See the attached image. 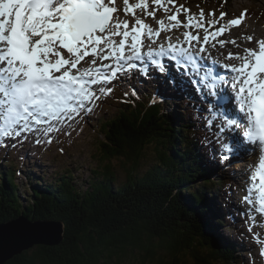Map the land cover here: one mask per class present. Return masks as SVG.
I'll return each mask as SVG.
<instances>
[{"label":"snow or ice","instance_id":"snow-or-ice-1","mask_svg":"<svg viewBox=\"0 0 264 264\" xmlns=\"http://www.w3.org/2000/svg\"><path fill=\"white\" fill-rule=\"evenodd\" d=\"M123 5L125 16L133 17L131 26L118 17L116 0H0V145L15 141L9 146L22 147L30 135L35 144H50L61 125L111 94L105 85L118 74L135 70L150 79L154 70L173 86L180 78L181 87L195 88L201 103L193 107L207 132L202 143L221 163L242 152L258 153L242 198L253 206L243 214L264 215V38L243 54L227 53L228 60L240 63L222 66L231 73L226 78L219 61L210 64L202 54L210 42L240 26L244 13L227 20L223 11L219 17L203 9L194 14L176 0H123ZM160 9L166 20L157 19ZM181 28L183 40L173 43L166 36V45L151 46L162 32ZM218 42L236 44L235 39ZM86 57L92 58L82 67ZM259 255L264 257V247Z\"/></svg>","mask_w":264,"mask_h":264},{"label":"trees","instance_id":"trees-1","mask_svg":"<svg viewBox=\"0 0 264 264\" xmlns=\"http://www.w3.org/2000/svg\"><path fill=\"white\" fill-rule=\"evenodd\" d=\"M194 1L227 6L234 0ZM255 13L264 23V4L245 15ZM146 95L147 105L138 108L142 104L136 102L135 108L129 90L117 111L101 120L97 127L102 135L98 151L106 168L100 176H95L97 172L90 177L94 181L85 190L76 186L66 167L64 176L51 183L43 179L39 184L30 177L26 206L17 196L15 170L9 167L1 171L0 178L6 182H0V222L21 214L32 220L53 218L65 223L59 244L35 245L5 264H120L128 258L138 264H184L188 255L195 264H243L240 231L236 239L219 234L216 240L210 234L214 218L224 227L234 222L231 210H223L225 191L231 193L229 185L224 184L225 176L224 182L211 185L215 192L208 191L207 186L194 189L191 185L208 171L199 160L195 165L190 158L194 149L200 150L196 154L199 157L200 147L208 148L202 143L206 130L197 123L202 122L196 118L197 112L188 117L179 109L165 111L169 102L161 108L157 97ZM184 105L190 107L187 102ZM179 134L183 135L176 136ZM151 145L164 150L152 169L146 168L136 179L116 182L109 165L112 162L106 160H120L127 169L126 161L140 163ZM205 191L213 195L202 200Z\"/></svg>","mask_w":264,"mask_h":264},{"label":"rangeland","instance_id":"rangeland-1","mask_svg":"<svg viewBox=\"0 0 264 264\" xmlns=\"http://www.w3.org/2000/svg\"><path fill=\"white\" fill-rule=\"evenodd\" d=\"M191 1L176 0V3L177 5H184L186 8H188L191 11V13L194 14H198L199 10L203 9L206 15L207 13L214 11L215 16L219 17L220 12L223 11V8L220 9L207 8L199 2H191ZM136 2L137 0H130V3H136ZM262 4H264V0H262L261 2H252L250 0H236V1L234 0L227 6L226 11H224L227 14L225 19L227 20V19L240 17L242 13H245V10L257 11ZM116 7L119 9V12L117 13L118 17L121 20L128 19L131 26V23L133 22V17L130 14L128 16H125L123 12V7H124L123 0H116ZM154 7L155 5H152L150 2L149 10H151ZM138 15H140L139 11H138ZM165 15L166 14H164V11L160 9L157 12V19L165 18L166 20ZM180 18L183 20L184 16L181 15ZM146 22L151 24L153 28L158 27L156 20L152 19L151 17H147ZM183 31L184 29L181 28V29H175L172 32H162L159 38V44H165L163 42V39H161L163 35L171 36V38L174 37L177 39L180 38V40H183V35H182ZM249 35L253 37L252 41H248L246 39V37ZM201 36H203V32H201ZM261 38H264V23L261 21V18L259 17L258 13H255L253 16H249L247 19H244L240 26L231 28V30L226 32L223 36L218 37L216 41H212L208 45H206L208 53L206 52L202 55H204L207 60H212L211 57L209 56V53L212 52L213 50V55L222 59L225 58L223 53L226 54L228 53L226 49H229L233 53L243 54V51L246 48H256L257 47L256 42ZM115 39L118 41L120 37H116ZM220 39H223L225 41H231L235 39L236 44L226 43L225 45L221 46L218 42ZM145 43L148 44L149 41L145 40ZM91 58L92 57H86L85 61L82 62L81 66L87 67L88 62L91 60ZM220 59H219V64L221 69L223 68L222 66L224 64H231L225 62L222 63ZM213 61H218V59H216L215 57L213 58ZM236 62L237 63H233V64L240 63V61L237 60ZM97 63L99 64L101 63V61L97 60ZM103 63L107 64L110 62H107L106 60L103 61ZM213 66L216 67L215 64H213ZM224 73L228 74L230 72L225 70ZM178 79L180 78H177V82L180 85V81ZM169 84L170 83L168 82L166 77H162L161 74L155 72L154 70H153V78L150 79L145 78L135 70L133 74H126V73L118 74L117 79L113 80L108 85H105L106 87H110L113 89L111 94L102 95L101 99L96 101L94 106H90L92 107V111H90L87 115L88 124L86 127H84L85 122L82 121L83 112H81V114L77 116L74 120L61 125L60 130L58 132H54L51 134L52 142L50 144H35L33 143V137L30 135L28 140L24 142L22 147L9 146L10 143H14L15 141H10L7 142L6 144L0 145V174L1 171L3 172L4 170H7L9 167L15 170L14 173L16 178L15 182L17 185L16 188L18 190L17 196H19L18 197L19 199H22V202L26 206L29 205V203L25 201L24 198L27 194L30 195L31 189L28 185L29 184L28 179L30 177H34V179L36 178V182H39V184L43 179L51 183L60 176H64V173L67 172L65 170L66 167L70 173L68 174L72 176L73 182L76 183V186L81 188L82 190H85V188L89 187L88 185H91L94 181L93 178L91 179L90 177L94 176L93 174L97 172L98 174L95 176L98 177L99 172L104 171L103 168L105 167V165H103L104 161H102L100 157V153L98 151V143L101 140L102 135L100 134V130H98L97 127L100 125L101 119L103 117L107 119L114 113V111H117V108L120 107L119 100H122L120 92L128 91L130 88L138 90L140 92L139 93L136 92L137 93L136 99L142 97L144 102L147 100L146 96H143L144 91L155 92L153 96H156V93L158 92L159 95H161L160 97H162L163 102L165 103L171 102V106L169 107L172 110L169 109V111L173 112L175 111L174 109H178L177 106H179V104L184 102V99L180 98L179 101L176 102L175 99H173L171 96H165L171 94V93H166L167 91H169L168 89L172 88L171 86H173L172 84L170 85ZM100 86L101 85H97L96 87L98 88ZM183 87L190 90L191 94L189 97H191L190 98L191 103L199 100V97L196 96L195 90L193 86H191V83H186ZM183 87L178 86L177 88L183 89ZM182 96L177 95V100L178 97H182ZM136 99H134V101ZM188 103L190 104V102ZM100 105L102 106L101 109H97L99 108ZM194 111L196 110L193 108H188L184 113V115L190 117L189 114L193 113ZM181 135L183 134H179L176 136L179 137ZM181 139L182 138H180V140ZM181 142H183V139ZM6 149H11L12 151ZM200 149L202 152L205 151L201 147ZM163 151L160 150L159 148L157 149L156 147H154V145H151L147 147L145 158H143L140 161V163L136 162L134 164L130 160H127L126 161L128 162L126 163L127 169H125L124 165L120 160H113V161L106 160V161L112 162L111 164H109L111 169V174L115 177L116 182L121 183L127 181L128 179L130 180L133 178L136 179L137 175L143 174L146 168L152 169L153 164L158 159L157 158L158 154L159 156H162ZM195 153L196 154L200 153V150L195 151ZM206 155L211 156V154L209 153H206ZM229 160L230 163L227 164L230 167L236 166L235 167L236 170L234 172V175L231 176V180H234L238 184V190H235V187L232 186V189L235 192L233 195H231L230 193H228V191H226L229 195L227 201L230 202L228 203L230 207L228 205L224 207L223 210L225 209L230 210L231 207H235L236 210H238V212H244L246 209H249L253 206L246 202L242 203V198L246 195V191H245L246 182L248 181L250 174L255 171V167L258 166V153L247 154L242 152L239 155L231 157ZM193 162L195 164L196 160L194 159ZM207 170H208L207 172H204L205 176L203 175L197 177V179L196 178L194 179L193 182L194 184H191L193 185L192 187L194 189L207 186L209 187L207 188L208 191L213 190L211 188V185L214 184L213 181L219 183L225 181L223 175H219V174L215 175L214 170L211 168H208ZM240 179H242L243 181L241 180L240 182ZM208 181L210 182L208 183ZM0 182L5 183L6 181H2L0 178ZM82 182L84 183L82 184ZM114 185L116 186L117 184L114 183ZM208 191L204 192V195L206 196H203L202 200H205L213 195L210 194ZM213 192L215 191L213 190ZM254 199L255 196H253V200ZM2 211L3 208L0 207V213ZM19 216H21V214ZM205 218L207 221L208 216H206V214H205ZM44 219L61 221L64 225L63 228L65 232V223L62 220L53 219V218H44ZM234 219L235 222L232 225L224 227L218 224L217 218H214L212 222V224L214 225L210 227L211 237L217 240L220 234L221 237L223 236L225 238L226 236L228 237V235L237 238L238 233H236V231L239 230L241 233H243L244 235L243 241L246 244V247L242 249L243 251L241 252V254L243 255L241 256L240 261H242L244 264H264V257H261L259 255L260 249L264 247V215H261L257 212H250L248 216H245V218H240L238 214L234 217ZM199 249L201 251L203 250V248H199ZM183 263L195 264L194 259L190 255L184 258ZM112 264H116V263L113 261ZM120 264H138V263L128 258L127 260L125 259V261L121 262Z\"/></svg>","mask_w":264,"mask_h":264},{"label":"bare ground","instance_id":"bare-ground-1","mask_svg":"<svg viewBox=\"0 0 264 264\" xmlns=\"http://www.w3.org/2000/svg\"><path fill=\"white\" fill-rule=\"evenodd\" d=\"M160 13V12H159ZM165 14V13H164ZM164 16V15H163ZM166 16V15H165ZM159 19V18H158ZM152 22V21H151ZM155 23V22H154ZM156 24V23H155ZM177 34V33H176ZM166 35H163L162 37H161V39H163V42L165 43V45H166V43H167V41L165 40V38H163V37H165ZM180 39V38H179ZM161 41V40H160ZM177 41V38H172V42L173 43H175ZM153 46V48L154 47H158L160 44H159V40H157L156 41V43L155 44H152ZM226 51L227 52H229L230 50L229 49H226ZM208 53V52H207ZM223 55H224V57L225 58H222V59H220L219 57H217V56H214L213 55V50H212V52H210L209 53V56L211 57V59L212 60H210L209 61V63L210 64H212V62H213V58H215L216 57V59H218V61H219V59L220 60H224L225 62H228V63H231V64H233V63H237L236 62V60L235 59H232V60H228L227 59V54L226 53H223ZM208 56V55H207ZM107 62H111V61H107ZM225 72V70H223V68H222V71H221V74L222 75H224L226 78L227 77H230V75H231V73H228V74H226V73H224ZM170 85V84H169ZM114 86V85H113ZM220 87H226V85H223V84H221L220 85ZM169 91H167L166 93H171L170 95H165V96H171L173 99H175V101L177 102V101H179V99L180 98H184V90L182 91V97H178V100H177V95H178V93H177V91L175 90V89H173V88H170V89H168ZM160 92H161V90H160ZM157 95H159V93L157 92L156 93V96L155 97H157V100L158 101H161V104H159V106H161V108H162V106L165 104V102H162V97H160L161 95H159V96H157ZM144 96V95H143ZM168 98V97H167ZM166 100V99H165ZM167 101V100H166ZM136 102L137 103H140V104H142V105H137L138 106V108H140L141 106H143L144 104H146L147 105V100L144 102V100L142 99V97H139L138 99H136L135 101H134V105H133V107H135L136 108ZM163 104V105H162ZM176 104V103H175ZM206 114V113H205ZM190 139V138H189ZM44 144H48V143H44ZM9 147V146H8ZM13 149V148H12ZM16 149V148H15ZM6 150H11V149H6ZM12 151V150H11ZM15 151V150H14ZM15 153V152H14ZM206 153H207V151H206V149H205V151L204 152H202L201 151V154H202V156H203V159H204V163L205 164H208L209 163V159H208V157L209 156H207L206 155ZM193 157V154H191V156H190V158H192ZM251 158V157H250ZM256 158V157H255ZM194 160V159H193ZM198 162V161H197ZM196 162V163H197ZM196 163H195V165H196ZM11 164V163H10ZM255 164V163H254ZM113 168V167H112ZM197 168H198V166H197ZM201 168V167H200ZM114 169V168H113ZM29 171V170H28ZM251 172V171H250ZM198 173H200L199 171H198ZM197 173V174H198ZM204 173V172H203ZM204 176H205V174H204ZM245 178V177H244ZM243 179V178H242ZM242 179H240V182H241V180ZM247 179V178H246ZM243 181V180H242ZM14 219V218H13ZM48 221H50V222H53V223H55L56 225H59V226H56V229H58V230H62V233L64 234V228H63V223L61 222V221H56V220H50V219H48ZM30 222L29 221H27L26 223H24L23 225L21 224L20 226L17 224V222L15 223V224H17V225H15V224H10V223H8V221H5V222H1L0 223V231L1 232H3L4 230H6V229H8V230H6L4 233H2L1 235H0V244H1V251H0V264H5L7 261H9L10 259H12L13 257H9V255H5V254H9L8 252H7V250H9V247L12 245V244H10V243H8V236H9V230H11V231H13V232H11L13 235H15L16 237H19L20 239H21V241L25 238V233H27L26 235H30L28 232H30L31 231V227H30V224H29ZM51 232H52V230H48V229H46L45 230V232L43 231V233H42V235L43 236H45V239L47 240V239H49L52 235H51ZM63 236V235H62ZM33 239H34V237H32ZM60 243V242H59ZM58 243V244H59ZM56 245H57V243H56ZM241 246V245H240ZM3 252H4V254H3ZM5 258H8L7 260H5Z\"/></svg>","mask_w":264,"mask_h":264},{"label":"water","instance_id":"water-1","mask_svg":"<svg viewBox=\"0 0 264 264\" xmlns=\"http://www.w3.org/2000/svg\"><path fill=\"white\" fill-rule=\"evenodd\" d=\"M30 198L33 199V197ZM28 199L29 196L26 195L24 200L28 202ZM19 200L20 202H22V199ZM38 202H44V201L42 199H39ZM47 202H49L48 199ZM5 221H8V223L10 224H15L17 222L19 226L29 221L31 227V231L28 232L30 235H26L27 233H25V238L22 241L19 237H16L11 233L13 231L9 230L8 243L12 245L9 247V250H7L9 254H5V255H9V257H15L19 255L23 250H28L29 248H32L34 245L56 246V243L58 244L59 242H61L63 238L62 230L56 229V226L59 225H56L55 223L50 222L44 218H38L32 220L27 218L26 216L21 215V216H17L14 219L9 218L7 220H4L3 222ZM46 229H48L49 231L52 230L51 232L52 236L47 240L45 239V236L42 235L43 231L45 232ZM6 230H4L3 232L0 231V235L4 233ZM32 237H34V239ZM0 251H1V244H0ZM7 259L8 258H5V260Z\"/></svg>","mask_w":264,"mask_h":264}]
</instances>
